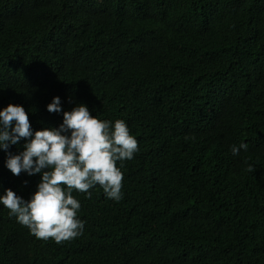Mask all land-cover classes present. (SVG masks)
Returning <instances> with one entry per match:
<instances>
[{
  "label": "trees",
  "instance_id": "1",
  "mask_svg": "<svg viewBox=\"0 0 264 264\" xmlns=\"http://www.w3.org/2000/svg\"><path fill=\"white\" fill-rule=\"evenodd\" d=\"M55 95L123 119L139 151L120 201L73 192L70 241L0 205V264H264V0H0V107L58 126ZM5 157L0 192L29 198L40 175Z\"/></svg>",
  "mask_w": 264,
  "mask_h": 264
},
{
  "label": "clouds",
  "instance_id": "2",
  "mask_svg": "<svg viewBox=\"0 0 264 264\" xmlns=\"http://www.w3.org/2000/svg\"><path fill=\"white\" fill-rule=\"evenodd\" d=\"M69 103L74 106L65 110L62 98L53 96L47 111L62 114V122L41 129L33 128L22 104L10 102L0 107L4 166L13 175H40L29 198L5 188L0 192V205L37 239L51 238L57 243L82 235L85 228L86 221L77 215L81 202L73 192L90 198V189L99 185L106 198L120 201L124 161L133 159L139 151L137 139L123 119H99L86 103H75L71 98ZM21 141L22 150H9ZM247 148V143L241 141L232 144L230 152L236 156Z\"/></svg>",
  "mask_w": 264,
  "mask_h": 264
}]
</instances>
